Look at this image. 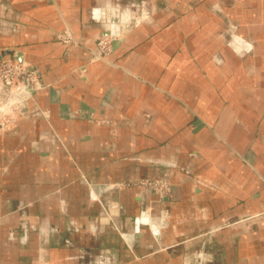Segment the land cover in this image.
Listing matches in <instances>:
<instances>
[{
  "label": "crops",
  "instance_id": "0c3cea01",
  "mask_svg": "<svg viewBox=\"0 0 264 264\" xmlns=\"http://www.w3.org/2000/svg\"><path fill=\"white\" fill-rule=\"evenodd\" d=\"M3 58L40 85L0 128V264H264V0H0Z\"/></svg>",
  "mask_w": 264,
  "mask_h": 264
},
{
  "label": "built area",
  "instance_id": "2783aa9c",
  "mask_svg": "<svg viewBox=\"0 0 264 264\" xmlns=\"http://www.w3.org/2000/svg\"><path fill=\"white\" fill-rule=\"evenodd\" d=\"M70 41V40H66ZM101 57L100 53H95ZM39 86V72L26 62L14 58L0 60V91L5 92L0 96V126L9 128L16 120L27 99L31 97V91ZM144 187L156 190L160 195L170 189V183L164 178H152L146 181Z\"/></svg>",
  "mask_w": 264,
  "mask_h": 264
},
{
  "label": "rangeland",
  "instance_id": "374dc122",
  "mask_svg": "<svg viewBox=\"0 0 264 264\" xmlns=\"http://www.w3.org/2000/svg\"><path fill=\"white\" fill-rule=\"evenodd\" d=\"M116 34H113L111 32H108V33H105V34H102L101 36H99L94 44L92 45H87V44H84L82 43L79 38L76 36V34L72 31V29L69 27V26H65L63 29H61L60 31L56 32L55 34V38L57 41H59L60 43L62 44H72V45H78V46H81L82 48H84L88 54V59L91 61V60H101V61H104L106 62L107 64H110V65H115V61L112 60L110 58L111 56V53L113 52V45H114V41L116 39ZM66 40H70V41H66ZM99 52L101 55V57H98L96 56L95 53ZM4 59V58H3ZM16 59V58H14ZM2 60V59H1ZM18 60V59H17ZM18 61H21V60H18ZM23 62V61H21ZM28 64V66L32 67V68H35L37 69L36 67H34L33 65H31L30 63H26ZM38 70V69H37ZM84 71H85V66L82 65L80 68H79V75L80 76H83L84 74ZM39 72V70H38ZM39 85H40V73H39ZM36 89V88H35ZM5 95V92L3 91H0V96L3 97ZM32 97V96H31ZM30 97V98H31ZM28 101V99H27ZM21 114V111L19 114H17L16 116V120L10 125L9 128L13 127L19 116ZM0 128H3V129H9V128H6V127H2L0 126ZM152 178L154 177H148V176H145V177H142L140 178L137 182H135V185L136 186H139V187H144V184L146 181H149L152 180ZM162 177H159L157 179H160ZM166 179V178H164ZM167 180V179H166ZM169 182V181H168ZM146 188V187H144ZM148 189V188H146ZM151 191H155L157 194H159L156 190L154 189H149ZM163 191L165 193H163V195H160V196H165L167 195L170 191H171V186H170V189L169 190H166L165 188H163Z\"/></svg>",
  "mask_w": 264,
  "mask_h": 264
},
{
  "label": "water",
  "instance_id": "95a60500",
  "mask_svg": "<svg viewBox=\"0 0 264 264\" xmlns=\"http://www.w3.org/2000/svg\"><path fill=\"white\" fill-rule=\"evenodd\" d=\"M22 61V60H21Z\"/></svg>",
  "mask_w": 264,
  "mask_h": 264
}]
</instances>
